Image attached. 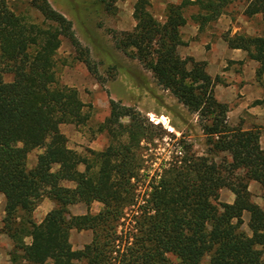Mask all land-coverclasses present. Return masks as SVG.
I'll use <instances>...</instances> for the list:
<instances>
[{
    "label": "trees",
    "instance_id": "1",
    "mask_svg": "<svg viewBox=\"0 0 264 264\" xmlns=\"http://www.w3.org/2000/svg\"><path fill=\"white\" fill-rule=\"evenodd\" d=\"M234 3L244 5V17L264 19V0H181L167 8L163 22L148 11L149 0H135L133 30L113 36L117 50L137 60L158 87L197 116L206 147L201 154L183 134L176 138L113 101L99 127L111 143L103 151L79 154L58 131L89 118L77 89L58 80L61 38L79 50L71 21L47 0L29 2L44 18L38 24L0 0V195L5 201L0 233L14 245L13 264H264V208L248 189L257 183L264 201L259 135L240 124L230 126L228 106L214 95L218 78L207 74L205 62L177 53L186 8L196 9L190 19L200 33ZM221 39L257 63L255 79L263 85L264 35L228 30ZM83 63L90 69L87 60ZM262 103L264 97L254 104ZM152 130L177 142L157 167L158 158L146 152ZM33 150L41 152L28 168ZM223 189L233 194L231 204L219 201ZM45 198L54 207L36 223L33 212ZM93 203L102 206L96 214L74 216L68 210ZM73 230L90 231V242L73 250Z\"/></svg>",
    "mask_w": 264,
    "mask_h": 264
},
{
    "label": "rangeland",
    "instance_id": "2",
    "mask_svg": "<svg viewBox=\"0 0 264 264\" xmlns=\"http://www.w3.org/2000/svg\"><path fill=\"white\" fill-rule=\"evenodd\" d=\"M47 1L53 9L71 21L75 39L79 44L77 51L67 39L61 38L56 55L58 80L77 89L81 101L85 104L84 112L89 114L87 122L83 125H60L58 131L69 134V149L79 154H85V149L100 152L111 143L110 135L105 130L99 131L100 125L109 117L110 101L139 112L150 124L160 125L176 138L183 134L184 140L191 142L193 150L197 153L201 154L206 149L197 116L188 113L170 92L158 87L152 74L137 60L115 48L114 33L131 32L135 26L132 17L135 0ZM29 2L30 0H9L16 14L25 16L30 22H44L42 15L30 7ZM180 2L181 0H149L148 11L157 21L163 22L167 8L179 5ZM242 10V6L235 3L225 14L237 29L236 33L249 36L264 35V19L261 16L247 19L242 15ZM195 13L194 7L186 8L183 12L186 19H190ZM206 29L201 36H206L211 42L221 36L213 24L208 25ZM233 29L232 26L229 29L231 34ZM204 47L209 49L210 43L207 42ZM83 60L89 62L90 69ZM3 79L10 82L12 77L6 75ZM261 80L264 88V77ZM120 122L127 124L128 119H122ZM69 130H72V133ZM152 131L155 137L153 143L146 147V152L158 158L154 165L157 167L162 157L168 156L176 149L177 142L168 135L159 136V130ZM82 169L83 167H80V170ZM228 192L225 189L220 191V202L227 200ZM252 196L253 201L258 200L261 198V191L252 193ZM261 205L264 207V203ZM101 208V204L93 203L88 209L80 204L71 210L75 214H96ZM247 221L248 214H244L243 229L246 228ZM90 239V231L73 230L69 237L73 250L81 249ZM207 260L208 258H205L204 261Z\"/></svg>",
    "mask_w": 264,
    "mask_h": 264
},
{
    "label": "crops",
    "instance_id": "3",
    "mask_svg": "<svg viewBox=\"0 0 264 264\" xmlns=\"http://www.w3.org/2000/svg\"><path fill=\"white\" fill-rule=\"evenodd\" d=\"M236 4L244 8L243 4ZM257 16L260 15L254 17ZM185 20V24L180 28V37L183 45L178 47V55L181 58L191 57L195 61H203L206 63L207 74L213 79L218 78V83L214 87V95L219 102L228 106V124L230 126L240 124L243 131L255 130L259 135L260 147L264 149V103L254 104L256 101H261L264 97V88L255 79L257 63L249 60L242 50L229 49L221 39V36L213 42L208 40L209 38L207 39L206 36L202 37L201 33L207 30V27L199 33L198 26L191 19H186L185 17ZM211 24L218 29L220 35L227 32L231 26L234 28L232 34H235L237 31L233 27L231 19L226 15L221 16L216 22ZM207 42L210 43L209 49L204 47ZM58 129H60V126ZM69 132L72 133V130H69ZM63 135L66 139H69V134ZM40 152V150H33L27 155V167L29 165L32 168L35 165L37 155ZM248 189L251 193V200L253 201L252 198L254 196H252V193H259L260 187L257 183L250 182ZM226 195L227 200L223 201V203L231 204L234 200L233 194L228 192ZM258 200L260 202H256ZM258 200L255 199L253 202L261 208H264L261 205V203H264L263 199L258 198ZM77 205L68 207L71 215H84L85 213L75 214L71 210L72 207H76ZM4 206V197L0 195V228L1 219L4 216ZM83 206L87 208L85 205ZM53 207L54 203L52 201L47 198L43 199L33 212V220L36 223H40ZM26 243H29L28 239ZM88 243L85 242L84 245ZM13 247L12 241L0 233V264H13L10 259Z\"/></svg>",
    "mask_w": 264,
    "mask_h": 264
},
{
    "label": "bare ground",
    "instance_id": "4",
    "mask_svg": "<svg viewBox=\"0 0 264 264\" xmlns=\"http://www.w3.org/2000/svg\"><path fill=\"white\" fill-rule=\"evenodd\" d=\"M163 118V120H165V118L164 117H162Z\"/></svg>",
    "mask_w": 264,
    "mask_h": 264
}]
</instances>
